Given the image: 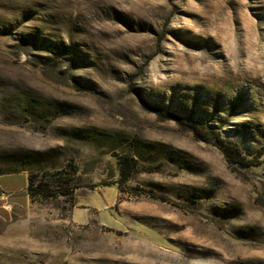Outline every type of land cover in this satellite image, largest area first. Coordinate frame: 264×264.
<instances>
[{"label":"rangeland","instance_id":"1","mask_svg":"<svg viewBox=\"0 0 264 264\" xmlns=\"http://www.w3.org/2000/svg\"><path fill=\"white\" fill-rule=\"evenodd\" d=\"M13 149L76 188L0 176V264H264V0H0Z\"/></svg>","mask_w":264,"mask_h":264},{"label":"trees","instance_id":"2","mask_svg":"<svg viewBox=\"0 0 264 264\" xmlns=\"http://www.w3.org/2000/svg\"><path fill=\"white\" fill-rule=\"evenodd\" d=\"M192 131L195 135L204 140L205 136L202 134L203 127L192 125ZM216 146L221 150V152L226 156L230 162H240L243 158L241 156L240 148L237 144L225 143L223 139H218ZM45 156V152L34 151V150H18L13 149L9 152H3L0 155V176L6 174H14L21 171H28L26 178V191L30 197L41 196L42 198H50L57 195L70 196L71 201L73 200V190L75 186L69 183V179H51L45 178L46 175H40L38 165L42 157ZM126 156H122V161ZM132 160V159H129ZM68 172H75V165L73 163H68ZM123 175H125L122 172Z\"/></svg>","mask_w":264,"mask_h":264},{"label":"water","instance_id":"3","mask_svg":"<svg viewBox=\"0 0 264 264\" xmlns=\"http://www.w3.org/2000/svg\"><path fill=\"white\" fill-rule=\"evenodd\" d=\"M4 196V191L0 188V197Z\"/></svg>","mask_w":264,"mask_h":264},{"label":"crops","instance_id":"4","mask_svg":"<svg viewBox=\"0 0 264 264\" xmlns=\"http://www.w3.org/2000/svg\"><path fill=\"white\" fill-rule=\"evenodd\" d=\"M26 186V185H25ZM2 189V188H1ZM3 190V189H2ZM4 191V190H3ZM6 193V192H5ZM0 206H1V203H0Z\"/></svg>","mask_w":264,"mask_h":264}]
</instances>
